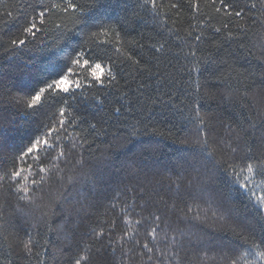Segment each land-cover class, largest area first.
Returning <instances> with one entry per match:
<instances>
[{"label": "snow or ice", "instance_id": "snow-or-ice-1", "mask_svg": "<svg viewBox=\"0 0 264 264\" xmlns=\"http://www.w3.org/2000/svg\"><path fill=\"white\" fill-rule=\"evenodd\" d=\"M18 8L0 16V264H264V0Z\"/></svg>", "mask_w": 264, "mask_h": 264}, {"label": "trees", "instance_id": "trees-1", "mask_svg": "<svg viewBox=\"0 0 264 264\" xmlns=\"http://www.w3.org/2000/svg\"><path fill=\"white\" fill-rule=\"evenodd\" d=\"M22 2H24V0H0V16H2L5 20L7 19L6 16H4V13H6L7 11H12L15 14H18L19 8L18 5H20ZM12 25H5L2 22H0V29L7 31L8 27H11ZM187 25L185 24L184 27H186ZM143 32L144 33V37L145 39L142 40V43L147 44L149 42L148 38L153 35V24L152 22H149L147 24H143L141 25V27L132 33V36H135L136 39H140V35L139 33ZM23 58H28V57H32L35 60V67L37 68H41L43 67L42 61L45 59L44 55H40L38 53L33 54L31 52H25L22 54ZM6 63H10L7 61H2L0 60V64H6ZM243 63V62H241ZM157 117H159V114L156 113L154 114ZM162 119V118H161ZM161 126H163V124L161 123Z\"/></svg>", "mask_w": 264, "mask_h": 264}]
</instances>
